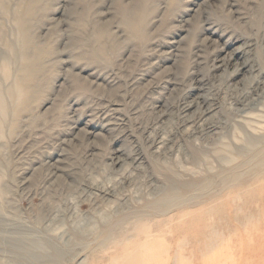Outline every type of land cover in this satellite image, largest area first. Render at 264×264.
Listing matches in <instances>:
<instances>
[{
	"label": "rangeland",
	"instance_id": "374dc122",
	"mask_svg": "<svg viewBox=\"0 0 264 264\" xmlns=\"http://www.w3.org/2000/svg\"><path fill=\"white\" fill-rule=\"evenodd\" d=\"M4 1L0 36L16 42L18 36L11 34L15 31L12 8L25 9L26 0ZM33 2L32 20L38 21V28L30 29L36 37L29 41L40 52L30 62L34 73L21 84L20 99L13 82L28 66L25 56L15 50L6 76L0 64V93L6 108L5 118L0 116V264H21L25 257L14 254L28 250L41 254L36 264H137L134 259L146 264H264V152L242 157L252 160L249 167L246 163L234 168L239 160L216 163L211 172L213 188L201 197L185 199L190 191L180 184L179 190H173L177 197L158 190L171 177L184 181L194 174L204 176L206 166H213L215 160L195 166L178 150L203 146L221 129L228 130L239 99L254 91L257 70L264 69V0H198L196 7L188 0ZM187 7L200 13L193 18L196 12ZM205 18L215 20L225 33L201 30ZM4 40L0 38V63L10 55ZM229 54H234L233 62L247 57L253 65L244 80L238 74L237 84L231 65L226 72L215 66ZM95 56L98 59L93 60ZM197 79L206 85L200 86ZM204 95L218 105V112L208 116L218 128L208 135L183 130L181 103ZM160 107L171 110L169 121ZM108 113L124 119V125L102 128ZM158 134L170 140L166 153L150 144ZM255 144V150L264 146V142ZM217 146L209 145L206 154ZM135 153L145 159L137 168L131 160ZM193 153L201 155L195 149ZM118 154L127 158L119 169L110 161ZM172 204L188 207L172 210ZM133 213L137 219L130 216ZM156 226L160 233L152 232L159 233L152 242L167 249L136 258L130 250L143 236L132 234ZM175 233L178 238L171 237ZM20 237L27 242L25 248L28 244L25 251L22 243L14 241ZM26 237L38 238L40 243L30 240L36 245L45 243L41 248L46 247V252ZM4 258L10 260L3 262Z\"/></svg>",
	"mask_w": 264,
	"mask_h": 264
},
{
	"label": "bare ground",
	"instance_id": "6f19581e",
	"mask_svg": "<svg viewBox=\"0 0 264 264\" xmlns=\"http://www.w3.org/2000/svg\"><path fill=\"white\" fill-rule=\"evenodd\" d=\"M3 1L4 0H0V7H2L1 6V4L3 3ZM12 1V0H11ZM10 1V2H11ZM19 1V0H18ZM21 1H23V0H21ZM20 1V2H21ZM39 1V0H38ZM16 1H13V2H11V4L12 3H15ZM34 2H36V1H34ZM33 2V0H26V6H24L25 7V9L23 8V10H21L22 8L20 7V6H13V8H12V11H13V9H14V11H13V15L11 16V15H9V14H7V15H9V17L11 16V19H12V17H13V22L11 21V19H10V21L12 22V25L11 26H13V24H14V26H15V31H10L11 32V34H13L14 32H15V39H16V36H18L17 37V40H16V42H13V41H7L6 42V38L5 37H3L5 40V42H6V45H7V47L4 45L5 43L3 42V45L7 48V54H10L9 56H3L2 57V61H1V69H2V75L3 76H6L7 74H8V72H10V70H9V64H10V62H11V57L13 56V58L15 59L16 58V55H15V50H18L19 49V51H22V56L24 55L25 57L23 58L24 59V61H26L27 62V64H28V66H26L25 64V68H21L20 70H22V71H20V73L17 75V77H16V79H15V82H13V88H14V90L16 91V93H17V100L18 99H20L23 95V93H22V90H21V84H25L26 83V81L28 80V79H30V77L32 76V73H34L33 72V70H34V68H32V65H31V61H35V59L36 58H38V56L37 55H39L38 53L40 52V49L38 48V47H36V46H34L33 44H31L30 43V39L32 40V38L33 37H36L35 36V32L34 33H32L31 32V28H34V27H36L37 26V23H38V21H35V23L33 22V20H32V18H34V6H36V3H34ZM188 2H189V4L191 5V6H195L196 7V5H198V0H188ZM4 3H5V1H4ZM6 3H8V1L6 2ZM18 4H19V2H17ZM16 3V4H17ZM202 3V2H201ZM21 4H24V3H20V5ZM72 4V3H71ZM7 6H8V4H6ZM14 5V4H13ZM203 5V4H202ZM6 6V7H7ZM12 7V6H11ZM188 8V7H187ZM204 8H206L205 7V5H204ZM4 9H5V7H4ZM3 9V10H4ZM7 9V8H6ZM19 9V10H18ZM189 10H193V11H195L196 12V10H194L193 8H188ZM187 9V10H188ZM3 10H2V8H1V11H2V13H3ZM11 10V9H10ZM75 10V9H74ZM4 11H6V10H4ZM73 11V10H72ZM11 12V11H10ZM75 12V11H74ZM103 12V11H102ZM199 12V11H198ZM198 12H196V13H194L192 16H193V18H194V16H196V15H198L199 13ZM1 13V12H0ZM12 13V12H11ZM105 13H107V12H105ZM110 13H112V12H110ZM100 14V13H99ZM192 14V13H191ZM190 14V15H191ZM1 16H2V14H0ZM33 16V17H32ZM113 16V15H112ZM80 17V16H79ZM84 17V16H83ZM83 17H82V20H83ZM7 18H8V16H7ZM85 18V17H84ZM100 18V17H99ZM112 18V17H111ZM187 18V17H186ZM208 18H210V17H208ZM5 19V18H4ZM3 19V20H4ZM9 19V18H8ZM92 18H90L89 20L91 21V25L93 24L92 23V21H93V19L91 20ZM184 20H183V22L185 23V22H187L188 20L187 19H185V18H183ZM206 19V21L203 23V25H202V27H201V30H207V31H210V33L211 34H216V32L218 31L219 32V34H224L225 33V31H223V30H221V28H220V26H218V24H217V22H215V20H213V21H209L210 19H207V18H205ZM2 20V21H3ZM74 20H75V17H74ZM81 20V19H80ZM101 20V19H100ZM180 20V19H179ZM8 21V20H7ZM87 21V20H86ZM89 21V22H90ZM96 21H98V19L96 20ZM102 21V20H101ZM104 21V20H103ZM107 21V20H106ZM109 21H110V19H109ZM108 21V22H109ZM181 21V20H180ZM10 22V23H11ZM94 22V21H93ZM2 22H0V24H1ZM3 23H4V21H3ZM3 23H2V25H3ZM84 23H86V22H84ZM189 23V22H188ZM69 24V23H68ZM70 24H74V23H70ZM82 24V23H81ZM95 24H97V23H95ZM87 25V24H86ZM85 25V26H86ZM117 25H119V23L117 24ZM179 25V24H178ZM177 25V26H178ZM10 26V25H9ZM90 26V25H89ZM120 26V25H119ZM118 26V28H121V27H119ZM0 27H1V25H0ZM3 28H4V26H2ZM1 27V28H2ZM98 27V26H97ZM188 27V26H187ZM10 28V27H9ZM8 28V29H9ZM37 28H38V26H37ZM73 28H75V26H73ZM72 28V29H73ZM90 28H91V26H90ZM186 28V27H185ZM13 29V28H12ZM93 29V28H92ZM115 29V28H114ZM181 29H182V27H181ZM88 30V29H87ZM187 30V29H186ZM7 31V29L5 30V31H2V32H6ZM73 31V30H72ZM75 31V30H74ZM80 31V30H79ZM84 31H86V30H84ZM89 32H90V29L88 30ZM220 31H222V32H220ZM81 32V31H80ZM93 32V31H92ZM96 32V31H95ZM115 32V31H114ZM187 32V31H186ZM85 33V32H84ZM94 33V32H93ZM4 34V33H3ZM10 33H9V36L11 35ZM187 34V36H188V33H186ZM6 35V34H5ZM82 35V34H81ZM85 35V34H84ZM230 35H231V33H230ZM2 36V35H1ZM0 36V38L3 40V38ZM11 36H13V35H11ZM10 36V37H11ZM76 36H77V34H76ZM79 36V35H78ZM83 36V35H82ZM86 36L87 37H89L88 35H87V33H86ZM85 36V37H86ZM99 36H101L100 34H99ZM186 36V35H185ZM220 36V35H219ZM91 37V36H90ZM89 37V38H90ZM184 37V36H183ZM210 37V36H209ZM78 38V37H77ZM84 38V37H83ZM100 38V37H99ZM12 39V38H11ZM14 39V40H15ZM71 39V38H70ZM79 39V38H78ZM101 39V38H100ZM181 39H183V38H181ZM19 40V41H18ZM33 40H34V38H33ZM74 40V39H73ZM93 40H94V38H93ZM97 40V38L95 39V41ZM17 41L20 43V44H18L17 43ZM37 41V40H36ZM75 41V40H74ZM74 41H72V43L74 42ZM79 41V40H78ZM80 41H82L81 39H80ZM86 41V40H85ZM84 41V42H85ZM95 41H92V43H94ZM99 41V40H98ZM206 41V40H205ZM209 41V40H208ZM84 42L82 43V45L84 44ZM87 42V41H86ZM86 42H85V44H86ZM97 42V41H96ZM95 42V43H96ZM207 42V41H206ZM37 43V42H36ZM70 43H71V40H70ZM99 44H100V42H98ZM205 43V42H204ZM2 43L0 42V45H1ZM37 44H39V43H37ZM90 45H91V42L89 43ZM97 44V43H96ZM103 44V43H102ZM250 44V43H249ZM25 45V46H24ZM41 45V44H40ZM70 45V44H69ZM98 45V44H97ZM105 45V44H104ZM135 45V44H134ZM38 46V45H37ZM91 46H93V45H91ZM102 46V45H101ZM136 46V45H135ZM174 46V45H173ZM217 46V45H216ZM20 47H22L23 49L21 50V48ZM86 47V46H85ZM141 47V46H140ZM240 47V46H239ZM249 47V46H248ZM43 48V47H42ZM97 48H99V46L97 47ZM101 48V47H100ZM100 48H99V52H100ZM134 48V47H133ZM136 48H137V46H136ZM174 48H177V47H174ZM179 48H180V46H179ZM222 48V47H221ZM5 49V48H4ZM94 49H95V47H94ZM213 49V48H212ZM237 49H239V48H237ZM26 50V51H25ZM66 50H68V49H66ZM96 50H98V49H96ZM133 50V49H132ZM197 50V49H196ZM195 50V51H196ZM202 50V49H201ZM216 50V49H215ZM219 50V49H218ZM6 51V50H5ZM104 51V50H103ZM134 51V50H133ZM174 51V50H173ZM175 51H176V49H175ZM178 51V50H177ZM64 52V51H63ZM202 52V51H201ZM215 52V51H214ZM92 53V52H91ZM98 53V52H97ZM101 53V52H100ZM104 53V52H103ZM178 53H180V52H178ZM177 53V54H178ZM236 54L238 53V51H236L235 52ZM248 53V52H247ZM89 55H90V53H88ZM102 54V53H101ZM92 55V54H91ZM99 55V54H98ZM198 55V54H197ZM35 56H37L36 58H35ZM93 56V55H92ZM195 56V55H194ZM201 56V55H200ZM233 56H234V54H229L227 57H222L221 59H218V62H217V64L215 65L216 67H219L220 69H221V71L222 72H226V71H228V66H230L231 65V68H232V72L233 73H235V75H234V77H235V80L233 81L235 84H237V82L239 81L240 82V79H238V74H242V77H243V80H244V78H246V76L244 77V75H245V73H246V71L247 70H251V68H253V65L252 64H250L249 63V58H244V60L240 63V62H233V60L235 59V58H233ZM19 57H21V56H19ZM97 56H95V58L93 57V60L94 59H98V58H96ZM199 57V56H198ZM236 57V56H235ZM88 59H91V58H88ZM198 59V58H197ZM1 60V59H0ZM17 60V59H16ZM92 60V59H91ZM238 60V59H237ZM96 61H99V60H96ZM31 62V63H30ZM212 62V61H211ZM98 63V62H97ZM100 63V62H99ZM200 64V63H199ZM207 67V66H206ZM208 69V68H207ZM209 69H210V67H209ZM213 69H214V66H213ZM219 69V70H220ZM9 70V71H8ZM16 74H17V72H16ZM204 74H206V73H204ZM203 74V75H204ZM231 74V73H230ZM15 75V74H14ZM14 75H13V79H14ZM200 75V74H199ZM257 75H259V79L256 81L257 82V84H256V86L254 87V91L250 94V95H247V96H245V98H243V99H239L240 101H239V104L237 105V107L235 108V115L232 117V120L229 122V124H228V126H226V127H228V130H222L221 129V133L220 132H218V133H220L217 137H214V138H210L209 139V141H206V144L205 145H203V146H191L190 147V145L189 146H185V147H183L182 149L180 148V150H178V152L179 151H182V154H183V158L185 159V160H190L191 162H192V164H194L195 166L197 165V166H199V165H202L203 164V162H204V160H215V161H213L212 162V165L214 166H212L211 167V165L210 166H206V172H205V175L204 176H202V174H199V175H195L194 174V176L193 177H190V179H188V180H184V181H178L177 179H175V178H169L168 180H167V182H169L168 183V185H163V187H161V188H159L158 190H159V192H164V194L165 195H171L172 197H173V195H172V193H174V191L173 190H175V189H178L179 190V187H178V184H180L181 185V189L183 190V189H185V190H187V189H189V193H188V196H186V198L185 199H187V198H190V197H196V198H198V197H201L202 196V193L203 192H206V191H208L210 188H213V187H211L210 186V182H211V179H213V174L211 173V172H213V168H215L216 167V163H217V165H222L223 163H226L227 162V165H228V163L231 161V160H239L238 162L236 161V165H234L235 167L234 168H238L237 166H244V164H246V163H248L246 166L247 167H249V165H251V163H252V160H248V161H244V159L242 158V157H247V156H250V155H252V154H254V153H256L257 151L258 152H264V146H263V148H261V150L259 149H257V150H255L256 148H254L253 146H255L256 144L255 143H262V142H264V69L262 68V66H261V69H259V70H257ZM2 76V77H3ZM211 76V75H210ZM221 76V75H220ZM255 76V75H254ZM18 77H20L19 78V80H17V78ZM108 77V79L110 80V81H113V77H111V75H109V76H107ZM106 77V78H107ZM111 79H110V78ZM196 77V76H195ZM226 77V76H225ZM4 79H5V77H3ZM8 78H9V76H8ZM106 78H104L105 80H106ZM202 78H204V77H202ZM209 78V77H208ZM225 79V78H224ZM228 79V78H227ZM242 79V78H241ZM6 80V79H5ZM4 80V81H5ZM18 81H19V83H18ZM110 81H108V82H110ZM197 81H199L200 82V86H202V85H206V83H203L202 82V80L201 79H197ZM107 82V83H108ZM209 82V81H208ZM207 82V83H208ZM190 83V82H189ZM233 83V84H234ZM244 83H246V82H244ZM1 84V83H0ZM197 84V83H196ZM249 84V83H248ZM23 85H22V87H23ZM191 85V84H190ZM236 86V85H235ZM9 87V86H8ZM7 87V88H8ZM191 87V86H190ZM0 88H1V86H0ZM196 88V87H195ZM211 88H213V87H211ZM199 89V88H198ZM8 90V89H7ZM172 90V89H171ZM11 91V90H10ZM19 91H21V92H19ZM13 94V93H12ZM12 94H10L11 96H12ZM179 94H181V92L179 93ZM202 94V93H201ZM11 96H10V98H11ZM16 96V95H15ZM177 97V96H176ZM2 98H4L5 99V97H2V95H1V93H0V116L1 117H4L3 115H6L5 114V112H6V108H5V110H4V108H3V104H2ZM211 98V97H210ZM10 100V99H9ZM15 100V99H14ZM170 100V99H169ZM188 100V99H187ZM183 101L182 103H181V106H182V109H181V112H182V119H183V122L181 123L182 124V129L183 130H193V131H195V132H198V133H200V134H203V135H208V134H213L212 132L215 130V129H217L218 127L216 126V124H214L212 121H210V119H209V117L210 116H214V114H216L217 112H218V105L216 104V103H214L213 101H211V100H209V97L207 96V95H204V97L203 98H200V100H198V99H196V98H192V99H190V100H188V101ZM5 101V100H4ZM11 101V100H10ZM108 101H110V99H108ZM182 101V100H181ZM12 103V102H11ZM13 103H15L14 101H13ZM16 103H18V102H16ZM169 104H170V102H169ZM219 104V103H218ZM14 105V104H13ZM17 105V104H16ZM4 106H5V103H4ZM112 108V107H111ZM163 108V107H162ZM15 109H16V107H15ZM15 109H14V111H15ZM94 109H97V112H100L101 110H99L98 108H94ZM114 109V108H113ZM113 109H108V110H113ZM168 108H163V109H161V107H160V109L158 110L162 115L164 114V113H167V115H169V116H167L166 118H165V120H170V113H168L167 111H171V110H167ZM180 109V108H179ZM223 110V109H222ZM224 111V110H223ZM234 112V111H233ZM95 113V112H94ZM101 113V112H100ZM104 113V112H103ZM227 113H228V111H227ZM98 114V113H97ZM226 114V113H225ZM109 115V113L108 114H106L104 117L107 119L102 125H101V127L103 128L104 127V129H105V127L106 126H109V125H115V124H119V125H121V126H123L124 125V119H122V118H120V117H116L115 118V116H112V117H110V116H108ZM209 116V117H208ZM226 116V115H225ZM0 117V118H1ZM5 118V117H4ZM3 118V119H4ZM114 119V120H116V121H118L117 123H115V122H112L111 121V119ZM181 118V117H180ZM218 118V117H217ZM227 118V117H226ZM230 120V119H229ZM3 121H5V119L3 120ZM226 121L227 120H225V121H222L221 120V123L223 122V124H226ZM87 123L88 122H86V125H87ZM91 123V120L89 121V124ZM222 124V125H223ZM219 126V125H218ZM0 127H1V125H0ZM221 127V126H220ZM114 128V127H113ZM122 128V127H121ZM109 129H112L111 127H107V129L106 130H109ZM226 129V128H225ZM0 130H1V128H0ZM218 131H220V130H218ZM216 132H217V130H216ZM164 134H165V132H163ZM164 134H158V135H156L155 137H153L154 139H152V142L150 143L151 145H152V147L153 148H155V151H160V152H162V153H166V149L169 147V144H170V140L167 138V137H165L164 136ZM63 141V140H62ZM252 142H255L254 144H252ZM212 144V146L213 145H218L216 148L215 147H211V148H213L212 149V151H211V154L210 155H207L206 154V152H207V148H208V146L209 145H211ZM258 145H260V144H258ZM257 145V146H258ZM264 145V144H263ZM218 147H220L219 149H218ZM260 147V146H259ZM197 148V149H196ZM215 148V149H214ZM193 149H195L197 152H200L201 153V155L200 154H198L197 156H196V153L194 154L193 153ZM62 152V151H61ZM63 155V153H59V156L60 155ZM58 155V154H57ZM236 156H238V157H236ZM166 157V156H165ZM259 157V156H258ZM237 158V159H236ZM127 159V158H126ZM126 159L125 158H123V156L122 155H120V154H118V155H115L113 158H110V161L111 160H113V163H116V165L118 166V169L119 168H122L127 162H126ZM243 159V160H242ZM131 160H132V162H133V164H136V167L135 168H137V166H139V165H141L142 163H143V160H145L144 159V157L142 156V155H140V154H131ZM247 160V159H246ZM58 161V160H57ZM60 162V161H59ZM222 162V163H221ZM232 162V161H231ZM245 162V163H244ZM57 164H58V162H56ZM106 163V162H105ZM111 163V162H110ZM109 163V164H110ZM239 163V164H238ZM49 164V163H48ZM59 164H61V163H59ZM190 164V163H189ZM211 164V163H210ZM229 164H231V163H229ZM46 165V164H45ZM112 165V164H111ZM131 165V164H130ZM143 165V164H142ZM63 167V166H62ZM113 167V166H112ZM224 168V166H219V170L220 169H223ZM247 167H245V169L247 168ZM218 168V167H217ZM241 168V167H240ZM239 168V169H240ZM48 169H49V167H48ZM57 169V168H56ZM113 169V168H112ZM111 169V170H112ZM228 169V168H227ZM51 170V169H50ZM62 170V169H61ZM117 170V169H116ZM232 170H233V168H232ZM235 170V169H234ZM49 171V170H48ZM115 171V170H114ZM237 171V170H236ZM38 173V172H37ZM52 173H53V171H52ZM66 173V172H65ZM192 173H194L193 171H192ZM234 173V172H233ZM50 174H51V172H50ZM237 174V173H236ZM44 177H45V175H44ZM43 177V178H44ZM58 177V176H57ZM23 178V177H22ZM25 178V177H24ZM42 178V177H41ZM141 178V177H140ZM203 178V179H202ZM215 178V177H214ZM44 179H46V178H44ZM53 180H55V179H53ZM52 180V181H53ZM50 183V182H49ZM51 184V183H50ZM187 184H189V187L187 188L186 187V185ZM235 185V184H234ZM233 184H231V186H234ZM238 185V184H237ZM117 187V186H116ZM153 188V187H152ZM243 188V187H242ZM166 190V191H165ZM20 191V190H19ZM204 194V193H203ZM174 195H175V193H174ZM176 196V195H175ZM93 197V196H92ZM177 197V196H176ZM180 197V196H179ZM183 198V197H182ZM53 201V200H52ZM229 204H231V203H229ZM236 204V203H235ZM172 205H174V204H172ZM175 207L174 208H172V210L173 209H175V208H180L179 210H181V209H185L186 207H188L187 205H174ZM179 206V207H178ZM230 206H232V205H230ZM176 211V210H175ZM166 212H169L168 210L167 211H164V212H161V213H163V214H165ZM120 213V212H119ZM135 213V212H134ZM131 214L130 216L131 217H135L136 219H137V215L136 214ZM169 214V213H168ZM109 215V214H108ZM127 216H128V214H127ZM135 219V220H136ZM133 220V219H132ZM128 221V223L127 224H129V223H132L133 221ZM142 228V227H141ZM160 226H156V227H154V230L152 229L151 231H148V230H146V229H144V228H142V229H139V230H137L138 231V233H133L132 234V237H138L139 236V234H140V236L142 235L143 236V240H142V242L141 243H138L137 245H136V247L135 248H132V250H130V253L131 254H134V256L136 257V258H141V259H143V256L144 255H147V254H153V253H156V252H158L159 250H164V248L165 249H167V246L166 245H163V244H158V245H156L155 243H154V241L152 242V240L154 239L155 240V238L157 237V235H159V233H160V231H158V230H160ZM132 229V228H131ZM142 231H144V233H142ZM154 231H158L159 233H155V234H157V235H155L154 233H152V232H154ZM126 235V234H125ZM170 235V234H169ZM182 235H185L184 233L182 234ZM31 236V235H30ZM175 236V238L177 237H179L176 233L175 234H173L171 237H174ZM181 236V235H180ZM185 236H187V235H185ZM57 237V236H56ZM21 238V237H20ZM20 238H17V239H14V241H16V242H18V243H22L23 242V240H22V238L20 239ZM27 238V237H26ZM129 238V237H128ZM28 239V238H27ZM33 238H30V239H28L29 240V242H31L30 244L32 245L33 243V241H30V240H32ZM37 239V240H36ZM36 239H33V240H36V241H38V238H36ZM198 239V238H197ZM11 240V239H10ZM156 241H158V240H156ZM26 242V241H25ZM24 242V243H25ZM39 242V241H38ZM8 243H10V242H8ZM24 243H22L21 245L24 247L25 246V244ZM27 243V242H26ZM40 243V242H39ZM162 243V242H161ZM37 243H35V244H33L34 246L36 245ZM42 244V245H41ZM41 244H38V245H36L37 247L38 246H40V248L42 247V246H44V244L45 243H41ZM20 246V245H19ZM27 247H28V244L26 245ZM46 246V245H45ZM18 247V246H17ZM26 247V248H27ZM33 247V246H32ZM21 248V247H20ZM25 247H24V250H23V248H22V250L23 251H25V249H26ZM40 248H37V249H40ZM28 249V248H27ZM30 249V248H29ZM44 249H46V247L44 248ZM44 249H42L41 248V251H43V252H46V250H44ZM169 249V248H168ZM7 250V249H6ZM11 250V249H10ZM36 250V249H35ZM18 251V250H17ZM19 252V251H18ZM49 252V251H48ZM13 253V252H12ZM42 253V252H41ZM43 254V253H42ZM49 254V253H48ZM14 255H16L17 256V258H20V257H25V258H22L23 260L21 261V264H36V262L38 261V260H40L41 258L39 257L41 254H39V251L38 252H36V251H34V250H28L27 252H25V253H22V252H19V253H17V254H14ZM49 255H51V254H49ZM162 255V254H161ZM52 256V255H51ZM46 257V256H45ZM48 258V257H47ZM154 258V257H153ZM6 258H4V260H2L3 262H5L6 260H10L9 258H7L6 260H5ZM73 259V258H72ZM134 259V258H133ZM145 259V258H144ZM42 260V259H41ZM134 263H137V264H146V261H144V260H142L141 261V263H139L137 260H135L134 259ZM10 262V261H9ZM13 263H14V261H12ZM41 262V261H40ZM128 262H130V260L128 261L127 260V263ZM7 262H5V264H6ZM11 263V262H10ZM4 264V263H3ZM7 264H9V263H7ZM40 264H42V263H40ZM130 264V263H129Z\"/></svg>",
	"mask_w": 264,
	"mask_h": 264
}]
</instances>
